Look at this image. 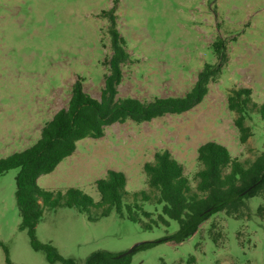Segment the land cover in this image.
<instances>
[{
  "label": "rangeland",
  "instance_id": "obj_1",
  "mask_svg": "<svg viewBox=\"0 0 264 264\" xmlns=\"http://www.w3.org/2000/svg\"><path fill=\"white\" fill-rule=\"evenodd\" d=\"M115 4L130 54L117 99L184 96L204 65L217 62L213 44L219 37L226 41L229 61L192 110L148 123H115L103 138L79 141L54 172L40 176L38 186L77 188L99 202L96 181L109 170L126 175L128 192L147 190L143 166L159 151H170L183 165L193 188L201 169L198 148L207 142L226 147L240 161L261 155L264 119L256 112L248 117L253 136L242 144L227 96L246 87L256 103L264 104V0H0V159L40 139L43 127L68 106L77 80L86 94L101 99L112 55L109 22L101 14ZM18 173L13 169L0 176V264H8L7 258L12 264H50L20 228ZM162 207L144 203L155 220ZM178 230L172 220L146 230L116 211L92 222L75 208H58L45 211L36 236L76 264H85L95 251L124 253L151 241L160 243L135 252L131 264H264L263 195L245 200L238 216L213 215L180 244L161 242Z\"/></svg>",
  "mask_w": 264,
  "mask_h": 264
},
{
  "label": "trees",
  "instance_id": "obj_2",
  "mask_svg": "<svg viewBox=\"0 0 264 264\" xmlns=\"http://www.w3.org/2000/svg\"><path fill=\"white\" fill-rule=\"evenodd\" d=\"M116 8L115 4L111 10L101 14L109 22L112 50L107 61L109 72L105 76L101 99L86 94L81 81L77 80L68 106L59 110L43 127L40 139L25 151L0 159V176L19 169L15 196L22 219L20 228L28 232L32 249L43 252L50 264L76 262L60 255L52 243H41L37 239L36 228L46 210L75 208L87 214L92 222L116 211L120 217L142 224L146 230H152L158 221L167 226L170 220L177 221V233L161 242L180 244L195 235L213 215L225 212L228 216H238L245 208V200L264 196V152L254 161H240L231 157L226 147L215 142H207L198 148L197 160L201 169L195 174V188L185 175L183 165L168 150L155 153L154 160L144 164L147 190L128 192L126 175L115 170H109L105 178L96 181L99 202L77 188L48 191L38 186L40 176L54 172L75 153L79 141L101 139L106 128L115 123H148L166 115H181L192 110L208 95L210 84L220 79L229 61L226 41L219 37L213 44L217 62L204 65L195 85L184 96L155 98L152 101L117 99L118 86L123 78L122 66L130 60V54L126 49V40L118 30ZM227 106L236 116L234 125L240 142L247 143L253 136L247 119L255 112L264 119V104L253 100L250 88L240 87L229 91ZM144 203L163 206L157 220L153 213L144 210ZM92 209L98 210L99 214L93 216ZM157 243L160 242H144L135 252L153 248ZM120 254L95 251L86 258L85 264L132 263L133 254L119 257ZM7 263L12 264L9 258Z\"/></svg>",
  "mask_w": 264,
  "mask_h": 264
},
{
  "label": "water",
  "instance_id": "obj_3",
  "mask_svg": "<svg viewBox=\"0 0 264 264\" xmlns=\"http://www.w3.org/2000/svg\"><path fill=\"white\" fill-rule=\"evenodd\" d=\"M142 243H144V242H141V243H137V244H135V245H134L133 247H131L128 251H126V252L120 254L119 257H123V256H126V255L133 254V253L135 252L136 248H137L139 245H141Z\"/></svg>",
  "mask_w": 264,
  "mask_h": 264
}]
</instances>
